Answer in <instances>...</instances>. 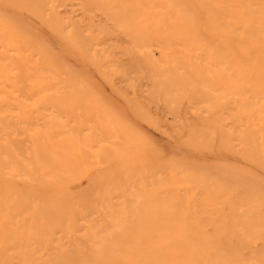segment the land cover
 I'll return each mask as SVG.
<instances>
[{
  "label": "bare ground",
  "instance_id": "1",
  "mask_svg": "<svg viewBox=\"0 0 264 264\" xmlns=\"http://www.w3.org/2000/svg\"><path fill=\"white\" fill-rule=\"evenodd\" d=\"M0 264H264V0H0Z\"/></svg>",
  "mask_w": 264,
  "mask_h": 264
},
{
  "label": "rangeland",
  "instance_id": "2",
  "mask_svg": "<svg viewBox=\"0 0 264 264\" xmlns=\"http://www.w3.org/2000/svg\"><path fill=\"white\" fill-rule=\"evenodd\" d=\"M159 113L169 124H174L173 116L168 110L160 109Z\"/></svg>",
  "mask_w": 264,
  "mask_h": 264
}]
</instances>
